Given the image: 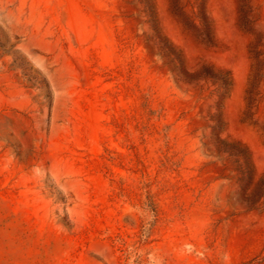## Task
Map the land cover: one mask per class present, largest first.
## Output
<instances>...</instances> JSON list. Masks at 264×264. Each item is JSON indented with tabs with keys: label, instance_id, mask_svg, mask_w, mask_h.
<instances>
[{
	"label": "rangeland",
	"instance_id": "1",
	"mask_svg": "<svg viewBox=\"0 0 264 264\" xmlns=\"http://www.w3.org/2000/svg\"><path fill=\"white\" fill-rule=\"evenodd\" d=\"M250 90L264 0H0V264H264Z\"/></svg>",
	"mask_w": 264,
	"mask_h": 264
},
{
	"label": "trees",
	"instance_id": "2",
	"mask_svg": "<svg viewBox=\"0 0 264 264\" xmlns=\"http://www.w3.org/2000/svg\"><path fill=\"white\" fill-rule=\"evenodd\" d=\"M150 15L152 16V19L155 23L154 25V32L153 34L149 37V40H152L155 42V45H149L148 43V49L151 55H156L162 56L161 53H155V46L158 47L159 51L162 50L163 47L173 49L171 43L169 40L163 35L161 29L159 28V23L157 19V15L151 6L150 8ZM206 70L209 71L210 67H206ZM218 71V76L214 78L213 84L215 85V90L214 94L217 96L218 99V104L221 106L222 102L226 100L231 93L232 86H233V79L230 71L225 70V69H219ZM191 77L198 78L199 73L196 74H191L189 75ZM254 83L255 87H260L262 83V74H261V69L257 71V74L254 76V79L252 80ZM248 110L251 111L254 108L259 109L260 105L264 103V94H261L259 92L254 93L253 91H248ZM222 114H219V117H221ZM219 122L223 124V119H219ZM220 142L226 146H231L233 147L236 151H231L230 154L237 155L239 159H242L243 162L251 169L252 172H254V167H253V162H252V154L250 150L245 147L241 142L239 141H234L232 143H227V141L219 139ZM222 149L218 148V153L221 154Z\"/></svg>",
	"mask_w": 264,
	"mask_h": 264
}]
</instances>
